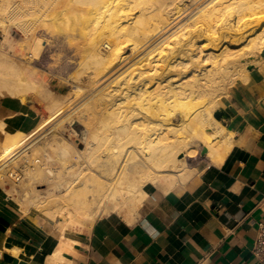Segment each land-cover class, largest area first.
<instances>
[{
  "label": "bare ground",
  "instance_id": "bare-ground-1",
  "mask_svg": "<svg viewBox=\"0 0 264 264\" xmlns=\"http://www.w3.org/2000/svg\"><path fill=\"white\" fill-rule=\"evenodd\" d=\"M21 1L28 7L26 3L36 2L38 7L35 8V4L29 9L26 21L15 23L31 33L22 45L26 46L28 59L19 57L20 63L26 66L38 60L48 42L45 36L36 33V27L65 38L68 43L72 42L71 45H74L75 32H79L84 43L80 46L78 71L74 70L75 81L80 75H88L95 86L105 81L95 88L93 96L113 101L102 118L92 106L87 108L89 103L84 109L93 111L85 120L70 116L69 125L81 138V148L55 132L52 125V131L45 135L47 138H41L25 152L28 162L38 158L41 164L26 168L18 184L8 183L6 169L2 166L6 164L8 170L18 167L11 156L19 150L26 136L21 133L6 135L0 154V187L9 185V197L23 206V212L36 209L54 221L60 228L61 246L68 244L65 238L70 244L74 243L73 235L85 224H92L111 213L131 221L147 196L146 187L167 193L187 183L196 175V170L189 169L187 164L196 154L193 140L205 149L204 157L209 166L222 165L233 147L232 135L220 121L212 118V114L219 110L218 100L227 96L228 89L237 81L248 80L247 66L264 65V29L238 50L226 40L239 38L242 26L256 28L264 23V0H250V6L237 5L238 0H196L197 8L192 18L180 26L177 24L183 20L184 10L176 6L172 11L170 0ZM1 2L0 29L5 35L1 44L5 46L9 43L14 10L11 5L14 4L12 0ZM22 10L17 7V12ZM233 10H236L234 22L219 28L222 18ZM200 40L205 44L196 46ZM151 42V49L143 52L135 68H130L129 73H114V76L113 72ZM223 45H226L223 49L219 48ZM153 53L156 54L151 62ZM25 69L0 56V96L25 102L28 90L36 91L40 87L32 77L31 80L26 77ZM112 74L114 78H109V82L107 78ZM85 92L80 85L72 84L70 94L52 102L51 119L78 103ZM130 105L140 109V113L134 115L139 116L140 121L117 124L116 120L112 136L109 135L107 131L114 122L115 111ZM84 109L81 110L85 114ZM59 122L54 123L58 125ZM158 129H166V132L155 137L146 134ZM124 136L131 138L112 146ZM129 142L132 146H126ZM52 151L61 166L58 172L47 167L49 161L53 162ZM38 183L46 188L36 189Z\"/></svg>",
  "mask_w": 264,
  "mask_h": 264
},
{
  "label": "crops",
  "instance_id": "crops-1",
  "mask_svg": "<svg viewBox=\"0 0 264 264\" xmlns=\"http://www.w3.org/2000/svg\"><path fill=\"white\" fill-rule=\"evenodd\" d=\"M223 110L233 147L220 167L207 166L167 193L146 187L131 221L103 216L77 230L74 243L65 238L66 246L54 221L23 212L2 185L0 264H259L251 248L264 222V65L229 90ZM41 118L36 104L0 96V154L7 136L24 134L11 156L22 162L42 133Z\"/></svg>",
  "mask_w": 264,
  "mask_h": 264
},
{
  "label": "rangeland",
  "instance_id": "rangeland-1",
  "mask_svg": "<svg viewBox=\"0 0 264 264\" xmlns=\"http://www.w3.org/2000/svg\"><path fill=\"white\" fill-rule=\"evenodd\" d=\"M1 1L2 0H0V4H2ZM248 1L250 2V0H238L236 4L237 5L245 4V6L246 5L250 6ZM11 3L14 4V5H11V6L14 7V10L12 11V14H11L12 22H11V27L9 28V37H8L9 43L6 44L5 46H2L1 43L4 41V38H5L4 36L5 35H4L3 31H2V29H0V56L1 57H5V58H9L10 60L16 62L19 66H23L24 68L26 67V69H25L27 71L26 72V77L27 78L29 77V80H31V77H32V81H34L37 85L40 86L38 89H36V91L32 90L33 91L32 92V91L28 90L26 101H25V102H28L30 104H36L37 108L42 113L41 125L43 126V128H42L43 130H42L41 135L38 137V140H40L41 138L43 139L44 137L47 138L46 136L48 135L49 130L52 131V129H53L52 127H54L55 132L58 131L59 133L58 132L57 133L59 135H63L62 137L66 138L67 140L72 142L73 145L81 148L82 145H83V143L81 141V138L76 133V131H74L70 127V125H69L70 122L69 121H70L71 117H74V116H79L82 121L85 120L86 117L93 111L92 108L95 109V112L97 111V112L100 113L101 118L103 116H105V113H107L106 110L109 108L110 104L113 103V101L111 99H109V98H106V97L105 98L104 97L103 98L99 97L100 98L99 99L98 97H94L93 96L94 93H95V90L99 86L103 85L105 83V81H103L101 84H98L99 86L98 85L95 86L94 84L91 83L90 77L88 75H80V76H78L79 79L75 81V78H76L75 74L76 73H74L75 72L74 70L78 71L77 70L79 68V63L78 62L81 61V55H80L79 52H81V49H82L80 46H82V43H84L83 42L84 38L82 37V34L79 33V32H75L76 36H75V39L73 40V42H74L73 44L74 45H71L72 42L68 43L65 38L59 37V36H55V35L51 34L50 32L45 31L43 28L42 29H43L44 32H42L41 30L39 31L38 28L41 29L40 26L36 27V33L38 35L45 36V38L48 40V42L45 43V47L42 49L38 60L32 61L30 63V65L28 64L26 66L23 65L22 63H20V61L18 60L19 57L28 59V54H27L28 51L26 49V46H22V45H24L23 42L26 41V37L29 38V36H31V33H30V30H29V32H26L27 31L26 28H21L20 29L17 25H15V23L22 22L23 20L26 21L27 18H28L26 14L31 12L29 9L30 8H34L33 5H35V4H36L35 8H37L38 4L36 2H33V4L32 3L31 4L30 3H26V5L29 4V7H28V6H25V4L21 0H12ZM169 4H171L170 8L172 9V11H174L176 6H177V7H181L184 10V13L187 14V15L184 14L185 17L183 15V17H182L183 20L180 19L179 20L180 22L178 21L177 26L185 24L184 22H186V23L189 22V21H187L188 18H189V20L192 18L191 14H193L195 9L197 8L196 0H174L173 2L170 0ZM19 6L21 8H23V10L20 11V12H17V7H19ZM25 7H28V8H25ZM27 10H29V11H27ZM235 12H236V10H233L230 13L229 16L223 17L222 21L220 22L219 28H220V26L224 25L225 23H233L234 19H235ZM23 13H24V15H23ZM137 15L138 14L135 13V16H137ZM13 18H15V19H13ZM16 20H17V22H15ZM246 23H249V20H247ZM240 29H242L241 30V36L242 37L239 36V38L236 37V38H232V39L230 38V39L226 40V42L230 43V45H232V47L234 49H236V50H238L241 47H243V45H245L247 43V40L252 38L255 35L256 32H259V31H261V29H264V23H261L256 28L255 27L253 28L252 26L249 25V26L245 27V29H247V30L244 29V26H242ZM31 30H33V29H31ZM167 31L169 32V30H167ZM167 31L165 33H167ZM76 38H78V39L76 40ZM241 38L244 39V40H242ZM156 40H154L152 42L154 43ZM50 41H52V42H50ZM75 41H77V42H75ZM152 42L147 47H145L144 50L141 51V53H139L140 55L138 54L136 57L134 56L131 59H129L128 61H126V63H124L115 72H113V74L114 73L120 74L121 72L129 73L133 68H135L134 65L137 64L136 63V62H138L137 60L142 58L144 53L146 51H148L149 49H151V45H153ZM67 43L70 44L71 46L68 45ZM77 44H78V46H77ZM198 44H200L202 46V45L205 44V42L200 40L196 44V46ZM225 46L226 45H223V47H219V48L223 49ZM219 48H218V50H219ZM155 54L153 53V55L150 56L151 62L154 60L153 58H154ZM162 54H164V53H162ZM78 59H80V61ZM262 62H264V59H262ZM143 65H145V64H143ZM76 66H78V67H76ZM256 66L257 65H255V66L249 65V66L246 67V69L249 70V67H251V69H253ZM146 67H148V64L145 65V68ZM130 68H131V70H130ZM128 70H130V71H128ZM113 74L110 75L107 79L109 80V78H114ZM34 76H35V78H34ZM114 76H115V74H114ZM36 79L39 82L36 81ZM110 81H111V79L109 80V82ZM239 83H243V82L237 81L234 84V86L239 84ZM72 84H78V85H80L81 87H83L85 89L86 92L83 95L84 97L82 96V99L80 98L78 100L79 101L78 103L73 104L72 107L66 109L64 112L62 111L54 119H51V112L50 111H51L52 102L53 101H57V99H58V101L62 100V99L65 98V96L70 94L72 92ZM151 84H153V83H151ZM40 89H42V91ZM230 89H228V92H229ZM108 92H111V89ZM108 92H106V93H108ZM38 94H39V96H38ZM45 98H47V99L45 100ZM227 99H228V94L225 97L219 98V100H218V106L220 107L219 110H221V109L223 110V108L226 106V100ZM90 101H91V103H90ZM86 103H89L90 105L87 106ZM92 103H95V104H92ZM85 104H86L87 108L92 106V108H90L92 110L91 111L89 110V112H88L89 108L88 109L86 108V110H85L84 109L85 108ZM80 108L84 109L85 114H84V112H82L83 110H81ZM197 108L198 107H196V109ZM86 111L88 112V114H86L87 113ZM137 113H140V109L135 108L132 105H130L129 108H127V109L122 108V109H120L118 111H115L114 116H112V121L114 120V122L112 123L111 127L109 128V131H107L109 133V135L112 136L116 120H117V124L122 123V122H127V121L133 122V123L140 121L139 116H134ZM141 115H144V114H141ZM62 117L65 120L66 119L67 120L65 121ZM68 117H70V118H68ZM213 117L214 116L212 114V118ZM59 120H60V122H59ZM54 122H59V124L57 125ZM220 122L222 123L223 120H221ZM55 124L57 126H55ZM52 125H54V126H52ZM162 130L158 129V130H155L154 132L150 130V131H147L146 134H152L155 137L158 134L160 135V134H164L166 132V129H162ZM130 138H131V136H128V137L124 136V137H122L121 140L116 141L118 143H115V144L113 143L112 146H116L117 144H121L122 142H124V141H126L127 139H130ZM133 140L134 139H132V141ZM192 145L195 146V149H197L196 150V154H195V156L193 158H190V159L187 160V164H188V168L189 169L196 170L195 174L197 175V173L198 174L201 173L210 164L206 161V159L204 157L206 151L201 146V144H199V142L197 140H193ZM126 146H132V144L129 142V143L126 144ZM52 154L54 156V157H52L53 162H51L52 160L49 161L47 163V167L49 169L51 168V170L54 171V172H58V171L61 170V166H60V163H58L57 159L55 158V154H54L53 151H52ZM179 157H183V155H179ZM38 160H39L38 158H33V159L30 160V162H28L24 158L22 160V162L20 161L19 163H17L18 167H14V168L11 167V168H9V170L7 169L6 178H8V180H9L8 183H11V184L14 183V181L12 179H9V173L12 174L14 169L20 168V169H22L24 171V170H26V168L27 169L34 168L36 166V164L38 165V162H39V165L41 164V162L38 161ZM72 162H74V160H72ZM50 163H52V164H50ZM48 164H50L51 166L48 165ZM22 177H23V173H22ZM18 183H16V184H18ZM35 187H36V189H45L46 188V186H44L43 183L41 185H40V183H38V184L35 185Z\"/></svg>",
  "mask_w": 264,
  "mask_h": 264
},
{
  "label": "built area",
  "instance_id": "built-area-1",
  "mask_svg": "<svg viewBox=\"0 0 264 264\" xmlns=\"http://www.w3.org/2000/svg\"><path fill=\"white\" fill-rule=\"evenodd\" d=\"M9 179H12L14 183H18L22 179V171L20 168L14 169L9 173ZM251 254L259 264H264V222L257 224V233L254 243L251 248Z\"/></svg>",
  "mask_w": 264,
  "mask_h": 264
},
{
  "label": "water",
  "instance_id": "water-1",
  "mask_svg": "<svg viewBox=\"0 0 264 264\" xmlns=\"http://www.w3.org/2000/svg\"><path fill=\"white\" fill-rule=\"evenodd\" d=\"M249 70H251V67H249ZM213 116L216 120L221 121V120H225L228 118V114L224 111V110H216L213 113Z\"/></svg>",
  "mask_w": 264,
  "mask_h": 264
}]
</instances>
